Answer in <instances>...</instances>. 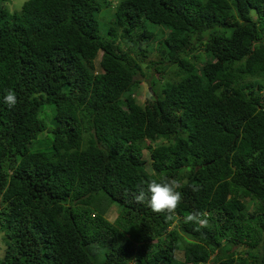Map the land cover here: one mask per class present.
Instances as JSON below:
<instances>
[{"label": "trees", "instance_id": "1", "mask_svg": "<svg viewBox=\"0 0 264 264\" xmlns=\"http://www.w3.org/2000/svg\"><path fill=\"white\" fill-rule=\"evenodd\" d=\"M7 1L0 264H264V0H26L15 11ZM153 51L149 66L161 76L175 63L178 78L151 77L140 103L135 76ZM43 132L48 148L31 150ZM161 176L181 182L178 215L206 211L208 227L135 201Z\"/></svg>", "mask_w": 264, "mask_h": 264}, {"label": "rangeland", "instance_id": "2", "mask_svg": "<svg viewBox=\"0 0 264 264\" xmlns=\"http://www.w3.org/2000/svg\"><path fill=\"white\" fill-rule=\"evenodd\" d=\"M26 0H8L6 2V5L8 7V9L10 11H15L17 8V5L22 6V4L25 2ZM21 8V7H20ZM107 15L105 20L109 19L111 12H112V8H109L106 10ZM103 21H100V25H103ZM102 28V27H101ZM197 52H201V58L202 59H198L196 64L198 66H201L202 64V60L205 59L204 57V53L203 50H197ZM99 56L100 53L98 54V56L94 59V60H87V64L93 68L94 70H97L99 68L98 66V60H99ZM188 58H190L192 61H195L194 58L187 56ZM157 60V56H156V52H150L147 53V56L145 57V61L144 62H139L140 65V71L139 73L135 76L136 80L138 81V85L134 88V94L136 99L138 100V102L140 103H148V97H149V93L151 91V87H150V78L154 77L155 79H157V84L162 83L163 81H171L174 79H177L178 77L175 75V72L178 70V67L175 63H169L167 64L164 69H162V73L161 76H159V72L156 71V69L153 66H149V63L151 61H156ZM48 107V108H47ZM50 107L49 106H45L40 114L39 117L42 118L49 127L53 126L54 122L51 119V115L49 112ZM47 139H49V142H51V135H48L47 132H43L41 134H39L37 136V142L35 140V142H33L32 145H34L31 150H35V149H41V150H45L47 149ZM137 143H139L142 147V152H143V158L146 160V169L148 171H151V159L149 158V152L147 150V148H145L144 146L146 144H148V141L145 140L144 138H140L137 140ZM31 145V146H32ZM247 200V199H244ZM115 211H116V207L112 206L107 214L106 217L109 220H113L114 216H115ZM171 227H176V225H172ZM4 236V231H2L0 229V257L2 256L3 252H4V247H5V239H3ZM244 247H235L234 250L235 251H242ZM176 256L178 258H182V250L178 249L176 251ZM207 264H214L211 261H208Z\"/></svg>", "mask_w": 264, "mask_h": 264}, {"label": "clouds", "instance_id": "3", "mask_svg": "<svg viewBox=\"0 0 264 264\" xmlns=\"http://www.w3.org/2000/svg\"><path fill=\"white\" fill-rule=\"evenodd\" d=\"M17 5L16 10L20 9ZM4 103L13 109L19 103L16 92L13 89L6 90L3 97ZM182 187L181 182L176 178L161 176L159 179H150L145 187H139L138 191L134 194V199L137 203H146L153 212L163 214L165 220L170 223L181 221L184 224L196 225V230L209 226V216L206 211L193 210L184 216L178 215L184 196L180 190ZM193 191H198L199 187L195 184L190 185Z\"/></svg>", "mask_w": 264, "mask_h": 264}]
</instances>
